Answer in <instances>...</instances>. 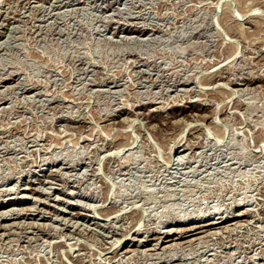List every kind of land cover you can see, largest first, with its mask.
Instances as JSON below:
<instances>
[{"label":"rangeland","instance_id":"rangeland-1","mask_svg":"<svg viewBox=\"0 0 264 264\" xmlns=\"http://www.w3.org/2000/svg\"><path fill=\"white\" fill-rule=\"evenodd\" d=\"M0 138V264H264V0H0Z\"/></svg>","mask_w":264,"mask_h":264},{"label":"bare ground","instance_id":"bare-ground-1","mask_svg":"<svg viewBox=\"0 0 264 264\" xmlns=\"http://www.w3.org/2000/svg\"><path fill=\"white\" fill-rule=\"evenodd\" d=\"M251 4H252V3H251ZM240 34H241V33H240ZM212 84H213V82H212V83H208L207 85H212ZM127 129H128V128H127ZM2 138H3V137H2ZM2 142H3V139L0 138V143H2ZM181 144H182V142H181V143H178V144H175L174 146L171 145V146H172V147H171V151L174 152L175 155H178V154L181 155V154L183 153V151H184V145H181ZM186 147H187V146H186ZM186 147H185V148H186ZM182 149H183V150H182ZM185 150H186V149H185ZM182 156H183V155H182ZM183 157H185V156H183ZM183 157H182V158L180 157V159H183ZM177 158H178V157H177ZM178 159H179V158H178ZM43 210H44V209H43ZM10 212H11V211H10ZM2 213H3V212H2ZM4 214H5V213H4ZM215 215H217V214H215ZM229 216H230V215H229ZM0 217H1V215H0ZM2 217H3V216H2ZM221 219H223V218H221ZM229 221H231V220H229V218L226 216L225 219H223L222 222H217V221H216V222H213V223H210V224H209V223H208V224H205V225L203 224V226H192V227H189V228H186V229L182 230L181 233H180L179 231H178V232H179L182 236H184V235L186 236V234H187V235H188L187 237H191V236H193V234H194L197 230H200V229L205 228V227L217 226V225H220V224H223V223H227V222H229ZM234 223H235V222H234ZM248 224H249V223H248ZM201 231H204V229L201 230ZM201 231H200V232H201ZM205 231H206V230H205ZM205 231H204V232H205ZM176 233H177V232H176ZM189 234H191V235L189 236ZM202 234H203V233H202ZM181 235H180V236H181ZM182 236H181V237H182ZM157 238H158V237H157ZM159 238H160V237H159ZM197 238H198V237H197ZM160 239H161V238H160ZM173 239H175V238H173ZM193 240H194V239H192V241H193ZM142 241H143V240H142ZM189 241H191V240H189ZM189 241H187V242H185V243H187V244L192 243V241H191V242H189ZM194 241H195V240H194ZM166 242H167V241H166ZM188 242H189V243H188ZM177 243H178V242H177ZM177 243H176V244H177ZM119 244H120V243H119ZM156 245H157V244H156ZM156 245H155V246H156ZM177 245H179V244H177ZM115 246H116V245H115ZM158 246H159V245H158ZM173 246H174V245H173ZM182 246H183V245H182ZM186 246H187V245H186ZM168 247H169V245H168ZM171 247H172V246H171ZM171 247H170V248H171ZM178 247H179V246H178ZM188 247H189V246H188ZM165 248H166V247H165ZM165 248H164V249H165ZM172 248H173V247H172ZM182 248H183V247H182ZM121 250H122V249H121ZM171 250H172V249H171ZM128 251H129V249H127L126 252H128ZM182 251H183V250H182ZM168 252H169V251H168ZM168 256H169V255H168ZM178 257H179V256H178ZM160 258H161V257H160ZM166 260H167V259H166ZM174 260H175V259H174ZM161 261H162V260H161ZM238 263H239V262H238Z\"/></svg>","mask_w":264,"mask_h":264}]
</instances>
